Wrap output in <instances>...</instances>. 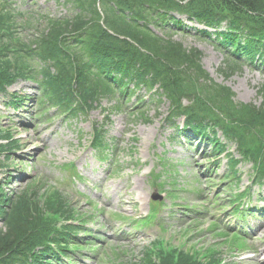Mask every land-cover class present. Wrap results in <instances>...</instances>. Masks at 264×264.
<instances>
[{
	"label": "rangeland",
	"instance_id": "obj_1",
	"mask_svg": "<svg viewBox=\"0 0 264 264\" xmlns=\"http://www.w3.org/2000/svg\"><path fill=\"white\" fill-rule=\"evenodd\" d=\"M0 3H7L16 16L19 37L24 41L33 35L36 38L35 34L44 28L43 17L72 14L56 0ZM180 19L188 29L196 28L185 18ZM170 32L185 48L202 53L203 68L216 83L232 89L236 102L261 105L262 72L243 65L240 72L226 80L219 71L224 57L208 39L200 38L193 30L174 28ZM41 95L39 85L32 81H18L0 93V144L5 145L0 151L1 193L8 200L30 189L36 194L34 199L41 208L39 218L46 229L53 223L43 220L48 197L54 190L64 193L83 225L80 237L88 233L90 238L85 237L84 243L92 244L73 252L71 264H142L145 254L155 251L157 242H161L158 247L165 248L164 252L181 249L196 257L214 249L224 264H261L257 256L264 247V216L258 212H264V190L250 184V165L238 164V181L224 180L228 175L224 154L213 160L216 153L208 142L174 133L166 120L167 101L158 103L157 98H148L147 91L141 89L120 110H115L117 95L101 99L87 113L68 121L56 108L41 107ZM11 99L22 101L12 104ZM143 99L145 106L140 107L138 101ZM183 105L187 106L186 102ZM142 111L144 116L140 115ZM94 123H104L107 137L112 140V150L102 156L94 154L89 146ZM177 124L182 125V120ZM218 137L225 143L220 132ZM227 147L229 153H236L233 145ZM65 165L69 166L67 170ZM243 191L248 193L242 203L256 214H240L244 220L239 222L230 202ZM153 194L161 195L156 202L158 218L142 223L153 211ZM238 230H242V244L239 241L238 247H230L232 232ZM220 231L230 236L216 235Z\"/></svg>",
	"mask_w": 264,
	"mask_h": 264
},
{
	"label": "trees",
	"instance_id": "obj_2",
	"mask_svg": "<svg viewBox=\"0 0 264 264\" xmlns=\"http://www.w3.org/2000/svg\"><path fill=\"white\" fill-rule=\"evenodd\" d=\"M56 1L71 16L43 17L44 28L29 41L19 37L12 13L0 8V86L39 78L48 103L69 118L117 90L125 95L128 83L137 81L149 89L158 86L170 103L173 121L184 117L187 129L198 135L207 132L203 125L219 129L244 159L253 162L257 179H264V103L259 108L236 103L231 90L214 83L202 69L199 51L184 48L170 34L160 37L153 31L180 28L183 23L174 15L209 28L224 26L225 31L213 34L218 46L230 54L223 72L235 73L240 60L264 68V0ZM260 91L264 96V84ZM94 131V143H105L103 131ZM206 138L215 149L219 147L217 139ZM4 149L0 145V151ZM1 189L0 185V264H50L49 257L55 254L48 237L54 235L51 242L62 248L80 228L68 227V234L46 229L35 193L27 189L7 200ZM45 209L51 217L75 219L57 190L49 195ZM44 213V222L52 220L44 219ZM38 245L41 253L33 254ZM145 255L142 264H203L201 258L182 250L157 248Z\"/></svg>",
	"mask_w": 264,
	"mask_h": 264
},
{
	"label": "bare ground",
	"instance_id": "obj_3",
	"mask_svg": "<svg viewBox=\"0 0 264 264\" xmlns=\"http://www.w3.org/2000/svg\"><path fill=\"white\" fill-rule=\"evenodd\" d=\"M125 204H126V202L123 201V202H122V205H125ZM257 258H258V260H259V262H260L261 264H264V247H262V248L259 250Z\"/></svg>",
	"mask_w": 264,
	"mask_h": 264
}]
</instances>
